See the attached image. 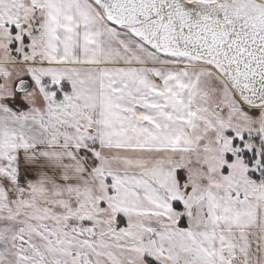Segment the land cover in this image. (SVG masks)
<instances>
[{"label":"snow or ice","instance_id":"1","mask_svg":"<svg viewBox=\"0 0 264 264\" xmlns=\"http://www.w3.org/2000/svg\"><path fill=\"white\" fill-rule=\"evenodd\" d=\"M0 264H264V0H0Z\"/></svg>","mask_w":264,"mask_h":264}]
</instances>
